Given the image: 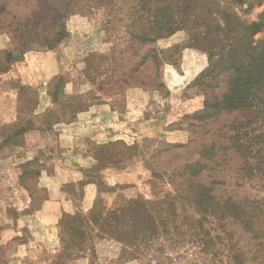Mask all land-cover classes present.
<instances>
[{
	"label": "rangeland",
	"instance_id": "374dc122",
	"mask_svg": "<svg viewBox=\"0 0 264 264\" xmlns=\"http://www.w3.org/2000/svg\"><path fill=\"white\" fill-rule=\"evenodd\" d=\"M47 2L72 5L68 38L54 51L35 46L0 77V120L17 117L0 122V264H264V79L249 86L253 106L223 109L231 77L205 85L200 78L208 49L227 45L226 27L242 32L262 22L247 41L264 42V0ZM5 5L12 21L38 3L0 0ZM51 25L30 34H50ZM10 40L0 33V52ZM50 63L62 73L41 79ZM24 74L32 85L18 78ZM40 79L46 84L36 85ZM206 88L213 107L203 119ZM99 104L111 112L76 123ZM28 121L50 129L14 136ZM184 168L200 175L184 178ZM186 178L211 183L210 215L190 210L195 191L178 189ZM168 194L179 196L167 198L176 214L163 213L167 204L149 206V233L124 237L102 222Z\"/></svg>",
	"mask_w": 264,
	"mask_h": 264
},
{
	"label": "trees",
	"instance_id": "16d2710c",
	"mask_svg": "<svg viewBox=\"0 0 264 264\" xmlns=\"http://www.w3.org/2000/svg\"><path fill=\"white\" fill-rule=\"evenodd\" d=\"M37 3L38 6L31 11L30 16H24L21 19L17 18V16H13L12 21H10L9 18L10 14L7 13L8 10L6 5L3 8L0 6V33L10 35L11 39L9 49L0 52V77L9 72L14 63L22 61L24 55L28 51L35 50L37 46V50L46 49L48 51H54L68 38L69 35L65 29L64 20L68 16V8H71L72 5L68 4L67 6L57 8V5L56 7H50L47 0H37ZM45 23L53 24L51 25L53 26L52 33L42 35L41 32H35L34 34H30L35 28L42 29ZM261 27L262 22L253 23L249 27H244V30L241 32L240 30L234 31L233 28L228 26V28H225L228 29V35L226 37H229L227 38V45L221 46L218 50L214 47L208 49L210 64L209 68L201 74L200 78L204 79L202 85H205L208 79L215 80L224 73H227L231 77V81L224 92L223 100L226 105L223 109H230L235 105L246 107L253 106L252 99L250 98L252 93L249 92L251 90L249 86H263V81L261 79H264V51H261L260 45L264 44V42H260L261 44L255 43V45L253 44V46H251L247 41L248 36L250 37L259 33ZM144 61L145 59L142 64ZM223 62H228L229 65H226L223 70H220L222 67L218 65H221ZM207 85L210 86L211 82L207 83ZM19 89L24 91L32 88L23 86ZM255 91H257V89ZM205 94L207 96V104L206 110L201 114V118L208 119L211 117L210 110L213 107L211 104L213 94H211L207 88ZM26 124V126L20 124L16 128L14 136L18 137L28 132L50 129L49 127L47 129L42 126L36 127V124L32 123V121H28ZM239 146L243 148L242 144ZM209 150H211V148H206V153L209 152ZM181 175L184 178L190 175L192 179H194L200 175V173L197 171L193 174L188 171V168H184ZM174 186L177 188V185L174 184ZM183 188L186 189L188 193L195 191L194 196L196 197L194 201L198 203L189 204L191 211H201L206 215L212 213L213 205L211 204L213 202V196L211 195V183L208 185H196L191 178H186L185 181L181 183V188L178 187L180 192ZM178 197V195L171 197V195L168 194L166 199L156 203L140 199L132 204L133 208H131V205L128 209L122 211H110L104 216L102 222L103 224H113L110 227V232L123 235L124 237L130 236V234L143 232L144 230L149 233L152 231L151 229L154 228V216L149 206H162L167 204L163 213H166V215L168 214V217H172L173 214H176V208L178 207L172 201L167 200V198L176 200ZM128 216H131L130 219H127ZM90 217L97 218V215ZM132 217H134L133 220ZM160 219H163V217H160ZM75 221L84 222L81 218L75 219ZM127 223H130L128 228L127 226L121 227V225H127ZM166 225H163V230H166ZM68 230L71 233L70 236L73 238L78 234V231H74L71 228H68Z\"/></svg>",
	"mask_w": 264,
	"mask_h": 264
},
{
	"label": "crops",
	"instance_id": "0c3cea01",
	"mask_svg": "<svg viewBox=\"0 0 264 264\" xmlns=\"http://www.w3.org/2000/svg\"><path fill=\"white\" fill-rule=\"evenodd\" d=\"M40 70L37 73L40 75V78L42 79L44 77H47V80L49 81L53 77L62 73L63 68L62 69L58 68L56 65H52L50 63V66L46 65V67H44L43 69H40ZM26 73H29V72L27 71ZM35 76H36V74H35ZM28 77L31 78V75L30 74L18 75V78H20L24 84L32 85L33 83L28 80ZM37 78H39V76ZM41 79H40V82L36 85L42 86V85L46 84L45 79L44 80H41ZM72 92H75V91L73 90ZM108 110L111 112V107L108 104L107 105L99 104V105L95 106L94 110H92L91 112H85V113L78 115V119H77L78 121L76 123L82 124L84 122H88L87 120H90L93 117V114L107 112ZM16 118H17L16 115L12 114L10 119H7V120L1 119L0 122H2L3 124H5V123L11 124V123L16 122V120H17Z\"/></svg>",
	"mask_w": 264,
	"mask_h": 264
}]
</instances>
